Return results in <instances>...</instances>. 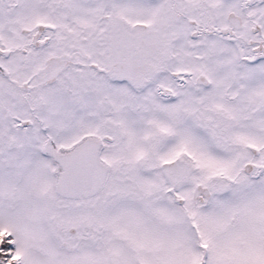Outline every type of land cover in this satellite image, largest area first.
Masks as SVG:
<instances>
[{
  "label": "snow or ice",
  "instance_id": "obj_1",
  "mask_svg": "<svg viewBox=\"0 0 264 264\" xmlns=\"http://www.w3.org/2000/svg\"><path fill=\"white\" fill-rule=\"evenodd\" d=\"M0 264H264V0H0Z\"/></svg>",
  "mask_w": 264,
  "mask_h": 264
}]
</instances>
